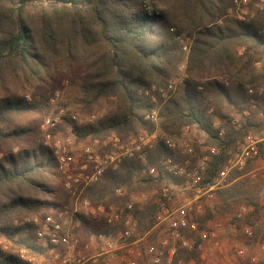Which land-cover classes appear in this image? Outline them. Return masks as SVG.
<instances>
[{
  "label": "trees",
  "instance_id": "16d2710c",
  "mask_svg": "<svg viewBox=\"0 0 264 264\" xmlns=\"http://www.w3.org/2000/svg\"><path fill=\"white\" fill-rule=\"evenodd\" d=\"M231 5L232 0H0V74L25 78L38 75L51 60L67 65L80 60L82 70L72 79L76 104L83 112L102 104L112 110L91 125L77 126L68 117L64 125L78 141L102 140L112 133L128 139L153 130L144 119L151 105L139 91L165 86L173 77L184 60L176 36L186 34L191 39L187 78L160 109V127L175 140L191 127L203 136L205 147L217 149L206 164L204 181H209L236 150L237 142L260 127L251 119L233 127L227 113L243 110L247 88L263 86L264 74L254 63L264 58V33L260 32L264 10L253 8V18L240 22L228 16ZM43 106L18 97L0 98V143L23 140L29 130L16 125L15 119L40 114ZM258 107L264 115V98ZM214 117L219 126L213 125ZM261 155L264 140L258 146ZM173 156L159 142L145 160L124 161L117 170L105 172L83 198L92 204L121 205L139 190L178 185L182 180L162 168L164 159ZM151 168L156 169L155 175L141 174ZM244 174H230V185L216 193L214 213L205 208L199 221L232 214L240 207H252L258 214L261 190L253 188ZM60 178L47 146L0 152V238L31 253L51 249L35 244L32 227L14 226L12 221L40 218L45 211L61 209L53 187ZM116 189L125 195L116 197ZM155 208L148 204L136 211L140 234L153 225ZM102 229L82 220L77 232L78 236L83 232L84 238ZM188 256L187 260L198 261L197 254ZM0 264L30 263L0 250Z\"/></svg>",
  "mask_w": 264,
  "mask_h": 264
},
{
  "label": "built area",
  "instance_id": "2783aa9c",
  "mask_svg": "<svg viewBox=\"0 0 264 264\" xmlns=\"http://www.w3.org/2000/svg\"><path fill=\"white\" fill-rule=\"evenodd\" d=\"M253 8L264 10V0H232L228 16L240 22H248L254 16ZM146 11L150 13L147 8ZM264 33V30L260 31ZM184 60L178 66L176 75L171 77L165 86H151L139 91V95L151 105L145 114V121L152 125L153 130H142L136 136L121 142L119 137H108L112 150L100 152L92 144L83 141L75 142L72 138L53 136L51 132L59 127L63 119L68 117L77 126L94 124L98 117L90 114L81 118L69 114L65 108H59L55 113L45 116L42 122L44 143L51 152L57 164L64 187L71 199L74 200L73 210L56 209L43 217H25L21 220L24 225L31 226L34 230L36 245L47 246L51 249L64 251L67 258L57 264H184L181 252L195 253L200 262L206 261L204 246L213 249L221 248V222L216 221L209 227L202 229L199 218L204 214V204L216 198V193L230 185V174L234 171L241 172L247 164L258 157L260 140L251 135L245 136L239 144V151L229 157L217 174L209 181H204L206 164L217 149L212 146L203 148V153L196 156L197 142L189 139L193 128L186 127L177 140L168 137L160 127L159 111L164 104L176 95L177 89L185 81L186 56L189 52L191 39L184 33L176 36ZM264 66V61H256L254 67L259 69ZM221 80V78H217ZM245 95L247 102L241 111L244 117L254 115L255 118L263 116L258 105L264 98V89L247 88ZM27 103L32 99L24 96ZM61 99L59 91L49 96L47 103L55 106ZM212 110H209V113ZM231 125L239 126V118L231 116ZM223 131H219V136ZM98 144L99 140H94ZM159 142L174 153L162 162L163 170L171 177L180 178L182 181L175 186H164L160 189L153 188L147 192L132 193L126 203L121 205L92 204L83 193L94 186L99 178L107 171H115L128 160H145ZM180 150V151H179ZM184 155L182 161H177L176 155ZM156 169H143L142 175H155ZM264 179V175H262ZM116 197H123L125 191L116 189ZM145 202L156 206L153 216V225L144 234L138 232L136 211ZM77 203L83 206V220L94 225L102 222L103 229L96 233H89L84 243L75 231L81 227L82 220L78 219ZM246 207H241L236 215L243 217ZM233 218L226 216V221ZM235 228V224L230 225ZM243 234L253 238V230L249 225L241 226ZM261 248H264L262 243ZM237 258H244L243 249H235ZM19 258L30 264H35L34 259L22 250ZM194 261V260H193ZM256 263L255 257L250 258ZM194 263V262H193Z\"/></svg>",
  "mask_w": 264,
  "mask_h": 264
},
{
  "label": "rangeland",
  "instance_id": "374dc122",
  "mask_svg": "<svg viewBox=\"0 0 264 264\" xmlns=\"http://www.w3.org/2000/svg\"><path fill=\"white\" fill-rule=\"evenodd\" d=\"M258 61H264V58H260L258 59ZM81 70L82 62L80 60H76L68 65L58 60H51L48 66L44 70H41L38 75H30L23 78L19 76L0 74V98L18 97L23 98V100L25 101L24 96L29 95L32 99L31 103H34L37 106H41V104H44L40 114L33 113L30 115L20 116L15 119V124L26 128L27 130H29V133L23 140H16L11 143H7L6 145L0 143V152L8 150L16 152L19 149L29 148L37 144H42L43 146H45L44 135L41 129L43 119L45 116L55 113L59 108H65L69 114L80 116L81 118L90 114H94L98 117V120L104 118V116L112 110V107L110 105L102 104L101 106L96 107L91 112H83L81 110V107L76 104L78 93L76 91V88L72 84V79L77 77L80 74ZM256 70L264 74V66ZM175 75L176 73L173 76ZM262 89H264V82ZM55 91H59L61 99L56 103L55 106H50L47 103V100L49 96H51ZM241 111L242 110L236 111L235 109H232L231 112L229 111L227 113L228 118L230 117V115L237 116L239 118V126L243 122H245L246 119H251L260 124V127L256 128V130L254 131H251L249 135L262 142L264 140V115L261 118H255L254 115L250 117H244L241 115ZM51 134H53V136H59L62 138L70 137L74 139L75 142L83 141L85 144H92L95 149L99 150L100 152H107L112 150L111 142H109L108 137L113 135L114 133L106 136L102 140H99L98 144L94 143V140L92 139L78 141L72 136L70 127L64 125L63 121L58 128L51 132ZM114 135L117 136V134ZM117 137H119L121 142H125L127 140L120 136ZM189 139L195 140L197 142L198 145L196 148V156L201 155L204 148L203 136L193 129L191 135L189 136ZM240 141L241 140H239L238 142ZM238 142L236 150L232 153V155L239 151ZM181 143V140L178 139V146H180ZM183 158L184 155H182L181 153L176 155V159L178 162L182 161ZM235 172L237 171H234L233 173ZM241 172L245 173L243 178H248L249 180H251L250 185L253 188L261 190L258 214H254L252 207H247V210L243 213V217L241 219H238L236 215L239 213L241 208L240 207L237 208L232 214L224 216L214 214L212 218L206 221H199V223L202 225V229L209 227L217 220L221 222V248L213 249L210 246L205 245L204 252L206 261L203 263L199 260L196 261L194 259L187 260L189 258V254L181 252L180 256L183 259L184 264H264V248H261L262 243L264 244V179L262 178V175H264V155L253 159ZM53 187L57 194V202L61 204V209L73 210L74 200L71 199L68 192L66 191L62 178H60ZM142 192H147V190H139L134 193L139 194ZM215 202V199H213L212 201L204 204V212L205 208H209L210 213H214ZM148 204H150V202H145L141 207L138 208L142 209ZM76 208L78 210V219L83 220L84 218L81 215L84 211L83 206L80 203H77ZM49 212L50 210L43 212L41 214V217L45 214H48ZM226 216H230L231 218H233L232 221L227 222L225 220ZM23 218L25 217L14 219L12 221V224L14 226H25L21 223V220ZM231 224H235V228H232L230 226ZM97 225L102 226V222H98ZM243 225L251 226L254 234L253 238H248L243 234L241 230V226ZM80 229L81 227L75 231L77 236V231ZM79 236V239L84 243L87 236L83 238V232L80 233ZM235 249H243L245 252V257H235ZM0 250L7 254H13L18 257L21 251L24 250L29 257H32L34 259L35 264H57L59 261H63L67 258V255L64 251L57 249H49L43 254L31 253L23 248L15 246L13 243L3 238H0ZM251 257H255L257 259L256 263L250 261Z\"/></svg>",
  "mask_w": 264,
  "mask_h": 264
},
{
  "label": "crops",
  "instance_id": "0c3cea01",
  "mask_svg": "<svg viewBox=\"0 0 264 264\" xmlns=\"http://www.w3.org/2000/svg\"><path fill=\"white\" fill-rule=\"evenodd\" d=\"M230 116H232V115H230ZM220 124H221V122L219 121V119L217 117H214L213 118V125L214 126H219ZM220 235H222V231H221Z\"/></svg>",
  "mask_w": 264,
  "mask_h": 264
}]
</instances>
